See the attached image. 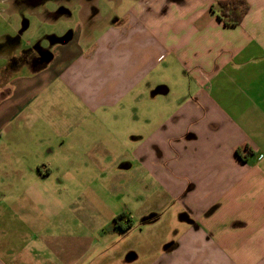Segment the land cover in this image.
<instances>
[{"label": "crops", "instance_id": "crops-1", "mask_svg": "<svg viewBox=\"0 0 264 264\" xmlns=\"http://www.w3.org/2000/svg\"><path fill=\"white\" fill-rule=\"evenodd\" d=\"M47 1L0 0L24 2L42 25L78 20L68 43L47 47L41 70L11 67L18 48L0 49V83L13 68L0 84V264H79L75 242L47 251L58 209L45 188L51 135L64 158L65 146L108 133V113L129 112L130 99L142 106L172 93L165 83L178 72L186 87L154 108L153 121L136 117L135 147L119 167L136 169L142 193L166 195L191 219L160 264H264V0H244L237 26L211 12L222 0H136L123 13L114 9L125 0Z\"/></svg>", "mask_w": 264, "mask_h": 264}, {"label": "rangeland", "instance_id": "rangeland-1", "mask_svg": "<svg viewBox=\"0 0 264 264\" xmlns=\"http://www.w3.org/2000/svg\"><path fill=\"white\" fill-rule=\"evenodd\" d=\"M135 1L125 0L114 10L123 13ZM43 4H47L48 9L56 8L54 0ZM17 5L13 9L11 4L0 3V49L16 47V56L19 57L24 52L34 51L37 44L42 48L51 47L54 37H72L77 19L69 22L58 20L46 26L30 16L29 9L23 6L24 2H18ZM10 9L15 14L8 17L7 11ZM102 9L105 14L108 13V17L111 15L110 6ZM8 41L13 43L8 44ZM29 43L33 45L29 46ZM5 66L6 61L0 59V69ZM12 70L11 67L6 68L4 76L10 75ZM21 71L26 74L27 68H21ZM176 74L179 75L175 80L169 78L165 83L172 93L166 97L159 96L156 101L145 98L142 106L136 103V99H130L123 104L130 106L129 112L108 113V133L103 130L97 133L96 139L83 145L65 146L64 158L57 160L54 156L60 151L58 145L62 141L57 142L51 135L45 164L47 168L53 169V173L45 188L48 203L58 205V209L45 228L50 238L47 251H67L70 250L69 245L75 242L80 254L77 257L79 264H160L174 250L169 253L166 251L178 248L183 234L191 225L186 221V218L191 220L187 212L177 211V206L166 195L142 193L141 187L136 185V169L123 172L120 167L123 164L120 160H124L121 158L135 147L132 139L138 133L136 117H143L145 124L148 120L153 121L156 118L154 108L161 107L160 103L171 101L174 95H179L186 87L181 73ZM5 77L1 83L6 80ZM3 86V90H10L5 87V83ZM140 108H143L142 114ZM99 139L105 141V145L100 146ZM161 203L164 205L159 209ZM123 213L131 218L133 227L123 233L110 231L113 219ZM37 240L34 245L44 248L40 237L37 236ZM130 253L138 255V260L125 262ZM65 260H68L67 253Z\"/></svg>", "mask_w": 264, "mask_h": 264}, {"label": "trees", "instance_id": "trees-1", "mask_svg": "<svg viewBox=\"0 0 264 264\" xmlns=\"http://www.w3.org/2000/svg\"><path fill=\"white\" fill-rule=\"evenodd\" d=\"M215 8L217 10H215ZM248 11V5L244 0H222L218 1L211 8L212 13H217V17L225 24L230 26L239 25ZM238 156L241 150L237 151ZM132 223L126 214H121L113 219L110 225L112 232H126L132 228Z\"/></svg>", "mask_w": 264, "mask_h": 264}, {"label": "flooded vegetation", "instance_id": "flooded-vegetation-1", "mask_svg": "<svg viewBox=\"0 0 264 264\" xmlns=\"http://www.w3.org/2000/svg\"><path fill=\"white\" fill-rule=\"evenodd\" d=\"M35 1H28L29 4H33ZM57 38H53L52 42H56ZM51 48H42L37 44L34 51L24 52L19 57L11 60V67L19 68L20 66H29L32 70H41L45 67V61L51 57Z\"/></svg>", "mask_w": 264, "mask_h": 264}, {"label": "water", "instance_id": "water-1", "mask_svg": "<svg viewBox=\"0 0 264 264\" xmlns=\"http://www.w3.org/2000/svg\"><path fill=\"white\" fill-rule=\"evenodd\" d=\"M72 39V37H62L61 39H60V42L61 43H63V44H66V43H68L70 40ZM52 60V57H49L46 61H45V64H48L50 61ZM163 92H161V91H156L154 94H153V96H156V95H158V94H162ZM166 93V92H165ZM136 260V255L134 254V253H130V254H128L127 256H126V258H125V261L127 262V263H131V262H133V261H135Z\"/></svg>", "mask_w": 264, "mask_h": 264}]
</instances>
